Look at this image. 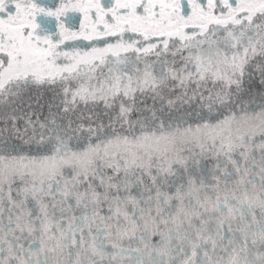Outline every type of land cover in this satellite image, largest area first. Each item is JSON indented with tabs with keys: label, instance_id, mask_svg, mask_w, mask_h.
Returning a JSON list of instances; mask_svg holds the SVG:
<instances>
[{
	"label": "snow or ice",
	"instance_id": "snow-or-ice-1",
	"mask_svg": "<svg viewBox=\"0 0 264 264\" xmlns=\"http://www.w3.org/2000/svg\"><path fill=\"white\" fill-rule=\"evenodd\" d=\"M0 264H264V0H0Z\"/></svg>",
	"mask_w": 264,
	"mask_h": 264
}]
</instances>
